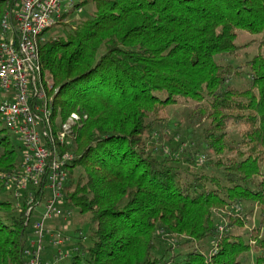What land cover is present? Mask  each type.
I'll list each match as a JSON object with an SVG mask.
<instances>
[{
    "label": "trees",
    "instance_id": "obj_1",
    "mask_svg": "<svg viewBox=\"0 0 264 264\" xmlns=\"http://www.w3.org/2000/svg\"><path fill=\"white\" fill-rule=\"evenodd\" d=\"M21 1L0 0V23ZM86 4L94 5L92 19L40 46L43 72L53 77L55 118L79 116L65 201L90 215V247L70 264H241L250 252L264 264V0ZM241 31L263 36L261 53L245 65L244 90L219 61L244 49ZM182 99L200 105V146L181 150V142L166 152L147 134L163 128L165 113ZM2 125L0 113V194L20 164L16 139ZM230 127L239 128L240 142H229ZM182 160L184 169L176 165ZM247 203L258 207L260 220L245 241L230 229L246 228L239 210ZM28 210L0 199V264H26ZM165 236H184L183 246L197 248L174 256L171 247L157 257ZM208 239L210 256L199 246Z\"/></svg>",
    "mask_w": 264,
    "mask_h": 264
},
{
    "label": "built area",
    "instance_id": "obj_2",
    "mask_svg": "<svg viewBox=\"0 0 264 264\" xmlns=\"http://www.w3.org/2000/svg\"><path fill=\"white\" fill-rule=\"evenodd\" d=\"M89 1L22 0L15 9L5 12L0 23V89L8 98L1 102L0 113L6 128L24 147L22 161L8 175L7 186L15 187L12 196L17 208L28 205L34 238L25 251L26 264H50L43 260L48 237L53 246L64 245L47 224L64 214L70 166L76 159L70 151L72 129L79 121L73 114L69 118L72 125L70 121L56 123L53 77L43 72L40 46L46 41L45 34L63 23L64 15L81 12L83 3ZM200 161L203 163V159ZM43 202V212L32 222ZM220 231L224 232V227ZM66 258L69 256L60 252L54 262Z\"/></svg>",
    "mask_w": 264,
    "mask_h": 264
},
{
    "label": "rangeland",
    "instance_id": "obj_3",
    "mask_svg": "<svg viewBox=\"0 0 264 264\" xmlns=\"http://www.w3.org/2000/svg\"><path fill=\"white\" fill-rule=\"evenodd\" d=\"M94 12V5L86 4L81 12L76 11L69 13L68 17L63 21V23L49 30L45 34L44 38L46 40H49L57 37H64L68 28L71 29V27L67 26L75 27L81 21L92 19L94 16ZM262 38L263 36H252L247 32L241 31L239 33L237 44L239 46H242L244 49L241 50L238 55L223 56L219 58V61L223 65H230L233 68V85L237 89L244 90L249 86V76L247 75L248 69L245 65L247 61L252 60L255 56L261 53L260 44L262 42ZM262 51V53L264 54V49ZM237 72H240V74H237ZM0 100H8L7 95L1 89ZM198 108H200L199 104L183 99L180 100L176 106L170 107L165 113L167 121L164 123L163 128L156 125L152 130L148 132L147 136L149 137V143L157 141L159 144V148H163L166 152H170V150H172L173 148L179 149L178 145L181 144V142H184L181 150L187 149V146H189L191 142L194 146H200L202 129L206 123L195 117L194 113L197 112ZM55 121L58 125L63 122L59 118ZM69 121L70 119H68L66 123ZM71 122L72 121H70V124L72 125L73 123ZM2 126L6 128L4 123ZM229 133L230 143L240 142L239 128L230 127ZM177 135H181V138L178 141H174ZM172 139L174 140L172 141ZM15 143L19 148V162H21L24 149L23 142L20 140H15ZM73 146L74 143H72V147ZM204 156L206 157V153L203 151L201 157H199L201 160L203 159V163H201L200 161L201 165H205L206 163V159L204 158ZM178 159H181V157H179ZM176 165H178L179 167H183L182 169H184L186 167V162L182 160L181 162L176 163ZM196 169H198V172H215L213 171V169L210 170L208 168L197 167ZM262 174L264 175V165L262 168ZM14 189L15 187L13 185L6 186L0 194V199L3 201L10 200L11 202L16 203L12 196ZM44 207L45 203L43 202L39 209L35 211V217L32 218V222L35 221L36 217L41 215ZM242 207L243 208L239 210V218H244L245 220H247V226L243 230L238 228H231L230 232L235 235H243L244 240L248 241L249 231L252 227L259 224L260 210L255 204L250 203L244 204ZM62 208L64 211L63 216L50 221L47 224V229L51 231V233L54 234L56 238L62 239L64 241V245L61 247H55L48 242L47 238L44 242L43 260L51 258L53 259L52 261H55L59 257V253L62 252L63 255L69 256V258L64 259L62 262L65 261L64 264H70V259L73 256L79 254L75 249L82 250V247H90V240L87 238V236L90 232L91 217L90 215H82L79 209L68 206L66 203H64ZM220 218L223 223H227L226 214H222ZM28 234L31 239V226L28 229ZM185 240L186 237L184 236H165L161 238L160 242L158 243V250L155 253V256L162 257L163 255H166L167 251L171 247L172 251L170 250V253H173L174 256L182 255L197 248L196 244L183 246L182 243H184ZM31 241L32 239L30 240V243ZM199 246L206 256H210L214 248L213 239H208L202 242ZM256 256L257 254L255 252H250L243 255L241 258V264H255Z\"/></svg>",
    "mask_w": 264,
    "mask_h": 264
},
{
    "label": "crops",
    "instance_id": "obj_4",
    "mask_svg": "<svg viewBox=\"0 0 264 264\" xmlns=\"http://www.w3.org/2000/svg\"><path fill=\"white\" fill-rule=\"evenodd\" d=\"M32 240L34 239L33 238V232H32V238H31ZM48 242L51 244V238L50 237H48ZM53 259H51V258H47L46 260H44L46 263H50V264H57V263H55L54 261H52Z\"/></svg>",
    "mask_w": 264,
    "mask_h": 264
}]
</instances>
